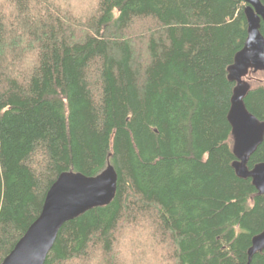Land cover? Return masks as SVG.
Segmentation results:
<instances>
[{"label":"trees","instance_id":"16d2710c","mask_svg":"<svg viewBox=\"0 0 264 264\" xmlns=\"http://www.w3.org/2000/svg\"><path fill=\"white\" fill-rule=\"evenodd\" d=\"M245 9L0 0V264L61 174L108 166L114 199L67 221L44 264H264V249L248 261L264 196L236 173L228 120ZM241 83L264 126V69ZM263 162L264 133L246 168Z\"/></svg>","mask_w":264,"mask_h":264},{"label":"water","instance_id":"95a60500","mask_svg":"<svg viewBox=\"0 0 264 264\" xmlns=\"http://www.w3.org/2000/svg\"><path fill=\"white\" fill-rule=\"evenodd\" d=\"M247 21V39L237 54L234 66L229 68V78L237 83L228 120L234 137L233 152L240 178H249L254 188L264 196V162L252 170L246 168V158L260 144L264 126L248 114L242 105L245 92L241 78L252 69H264V39L260 23H264V0H243ZM117 190V174L108 166L96 177L80 173L61 174L47 192L39 217L30 226L2 264H44L59 230L69 220L95 207L109 204ZM264 249V232L253 238L248 251V261Z\"/></svg>","mask_w":264,"mask_h":264},{"label":"rangeland","instance_id":"374dc122","mask_svg":"<svg viewBox=\"0 0 264 264\" xmlns=\"http://www.w3.org/2000/svg\"><path fill=\"white\" fill-rule=\"evenodd\" d=\"M234 138V137H233ZM233 148H234V146H233Z\"/></svg>","mask_w":264,"mask_h":264}]
</instances>
